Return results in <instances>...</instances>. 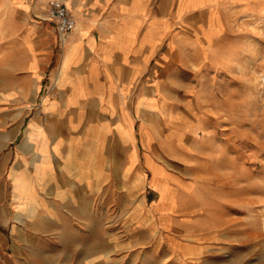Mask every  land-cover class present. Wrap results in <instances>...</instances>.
<instances>
[{"label":"crops","instance_id":"1","mask_svg":"<svg viewBox=\"0 0 264 264\" xmlns=\"http://www.w3.org/2000/svg\"><path fill=\"white\" fill-rule=\"evenodd\" d=\"M48 1L0 0V224L38 209L57 226L44 231L52 248L38 245L35 258L23 247L15 263L211 264L200 257L213 249L215 218L173 194L156 207L151 182L183 185L161 149L182 152L188 119H175L168 97L187 88L159 65L182 62L190 16L205 4L63 0L75 27L60 39Z\"/></svg>","mask_w":264,"mask_h":264},{"label":"rangeland","instance_id":"2","mask_svg":"<svg viewBox=\"0 0 264 264\" xmlns=\"http://www.w3.org/2000/svg\"><path fill=\"white\" fill-rule=\"evenodd\" d=\"M190 2L205 4L190 16L191 46L181 49L182 62L159 65V71L171 73L175 86L187 88L168 97L175 119H188L182 152L169 143L161 149L183 185L171 193L165 178L152 176L158 188V201L152 203L159 208L168 200L174 203L173 194L184 205L198 202L203 208L195 216L215 218L213 249L200 260L264 264V0ZM0 76H6L3 64ZM4 83L0 78V86ZM4 151L3 144L0 155ZM144 194L151 203L157 190ZM8 206L7 214L14 217ZM56 228L38 209L25 223L0 224V264H16L13 256L23 247L35 258L38 245L52 248L57 240L54 234L45 239L44 231ZM54 258L42 255L50 263Z\"/></svg>","mask_w":264,"mask_h":264},{"label":"built area","instance_id":"3","mask_svg":"<svg viewBox=\"0 0 264 264\" xmlns=\"http://www.w3.org/2000/svg\"><path fill=\"white\" fill-rule=\"evenodd\" d=\"M46 15L53 21L60 39L64 38V33L75 27V17L63 0H49Z\"/></svg>","mask_w":264,"mask_h":264}]
</instances>
